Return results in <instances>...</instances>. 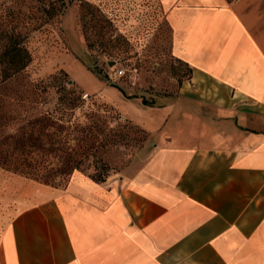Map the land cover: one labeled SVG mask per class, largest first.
Listing matches in <instances>:
<instances>
[{"label": "crops", "instance_id": "0c3cea01", "mask_svg": "<svg viewBox=\"0 0 264 264\" xmlns=\"http://www.w3.org/2000/svg\"><path fill=\"white\" fill-rule=\"evenodd\" d=\"M157 1L190 80L162 105L106 102L148 155L103 183L0 170V264H264V0Z\"/></svg>", "mask_w": 264, "mask_h": 264}, {"label": "rangeland", "instance_id": "374dc122", "mask_svg": "<svg viewBox=\"0 0 264 264\" xmlns=\"http://www.w3.org/2000/svg\"><path fill=\"white\" fill-rule=\"evenodd\" d=\"M0 32L18 34L30 55L25 71L0 83V162L24 156L13 149L7 137L25 123L1 118V112L10 109L12 118L22 116L20 107L10 108L15 103L11 99L20 96L30 83L59 76L77 90L85 108L108 102L131 110L136 102L148 107L145 103L158 106L177 98L182 85L190 80L187 67L172 55L170 28L157 0H0ZM102 42L106 48L99 46ZM110 62H114L111 67ZM1 69L2 65L0 82ZM54 85L45 94L48 103L32 113L53 107L59 83ZM114 116L111 125L117 134L122 130L124 138L115 149L122 155L111 162L108 176L145 159L153 142L150 135ZM34 157L37 163L33 169L16 170L63 186L67 176L57 171V159L48 155L45 159L50 162L39 164L42 155ZM82 170L88 176L94 172Z\"/></svg>", "mask_w": 264, "mask_h": 264}, {"label": "trees", "instance_id": "16d2710c", "mask_svg": "<svg viewBox=\"0 0 264 264\" xmlns=\"http://www.w3.org/2000/svg\"><path fill=\"white\" fill-rule=\"evenodd\" d=\"M106 45L102 42L99 46L106 48ZM88 47H91L89 41ZM0 48V66L2 65L0 83H6L25 71L30 63V55L18 34L6 35L0 32ZM58 77H49L47 82L30 83L29 86H25V91L21 92L20 96L11 99L16 104L14 103L13 106L11 104L10 108L20 107L22 116L20 114V116L16 115L12 118L13 114L10 109L1 112V118L6 116L10 121L16 119L17 122L25 124L24 127L13 129L7 137V140L13 144V149L17 152H24V156L19 154L11 162L6 163L5 160L0 162V169L47 186L62 187L40 181L37 178L33 179L21 170H16L19 167L33 169V165L37 163L34 155L37 156L40 153L44 159L39 164L50 162L49 159H45L48 155L57 159L59 163L57 171L67 176L65 183L74 172H83L82 169L94 170L91 176L86 175L97 183H103L107 180L111 162L113 163L115 157L120 158L122 155L115 149L120 145L124 135L122 130L117 134L111 125L115 118L114 115L119 119H122V116L105 103L101 105L94 103L85 108L77 90L70 86L68 81H62ZM103 77L106 78V75ZM56 82L59 85L56 86V100L53 107L46 111L32 113L38 110V106L48 103L49 99L45 94H48V89L54 87ZM135 126L141 133L148 136L144 130ZM123 127L125 128V126ZM112 149L115 151L112 152ZM12 165L14 166L13 170L11 169Z\"/></svg>", "mask_w": 264, "mask_h": 264}, {"label": "water", "instance_id": "95a60500", "mask_svg": "<svg viewBox=\"0 0 264 264\" xmlns=\"http://www.w3.org/2000/svg\"><path fill=\"white\" fill-rule=\"evenodd\" d=\"M114 65V62H110V63H108V66H113Z\"/></svg>", "mask_w": 264, "mask_h": 264}, {"label": "built area", "instance_id": "2783aa9c", "mask_svg": "<svg viewBox=\"0 0 264 264\" xmlns=\"http://www.w3.org/2000/svg\"><path fill=\"white\" fill-rule=\"evenodd\" d=\"M122 71H120V73H121Z\"/></svg>", "mask_w": 264, "mask_h": 264}]
</instances>
